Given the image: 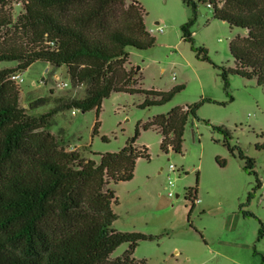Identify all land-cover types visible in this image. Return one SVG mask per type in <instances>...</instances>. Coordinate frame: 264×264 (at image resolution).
Segmentation results:
<instances>
[{
    "label": "trees",
    "instance_id": "1",
    "mask_svg": "<svg viewBox=\"0 0 264 264\" xmlns=\"http://www.w3.org/2000/svg\"><path fill=\"white\" fill-rule=\"evenodd\" d=\"M181 1L191 7L190 17L179 26L181 39L197 57L219 70L224 90L229 74L254 77L258 85L264 82V0H209L213 18L245 31L228 44L233 67L214 65L206 50L194 45L190 28L198 3L206 1ZM7 2L0 0V30L9 26L28 38L16 49L0 46V61H16L20 70L35 61L65 66L71 84L85 85V90L81 98L60 101L45 113L31 116L19 105V87L10 79L18 71L0 69V264H147L132 252L139 240L152 237L112 227L117 198L110 184L130 180L136 160L148 158L145 147L134 146L140 130H156L160 149L179 153L188 117L199 120L197 107L215 101L201 98L145 123L137 122L121 149L95 153L97 162L81 159L77 152L59 146L47 130L54 114L94 109L95 134L101 102L111 93H140L144 95L141 107L155 106L170 100L183 85L169 91L143 89L140 71L125 67L127 47L144 50L154 43L145 26V10L137 0H22L23 12L14 23L3 11ZM43 102L41 97L29 106L35 108ZM203 122L222 135L231 154L237 150L243 170L254 175L253 188L238 206L243 216H253L242 209L261 186L253 159L238 147H230V132L225 127ZM196 183L197 176L194 187L185 194L191 205L197 199ZM258 224L257 239L264 231L263 224ZM123 242L129 243L128 248L111 259V252Z\"/></svg>",
    "mask_w": 264,
    "mask_h": 264
},
{
    "label": "rangeland",
    "instance_id": "2",
    "mask_svg": "<svg viewBox=\"0 0 264 264\" xmlns=\"http://www.w3.org/2000/svg\"><path fill=\"white\" fill-rule=\"evenodd\" d=\"M137 1L145 10V26L154 43L144 50L127 47L129 62L125 67L140 71L143 89L183 88L161 105L143 107V94L111 93L101 102L95 134L94 109L58 112L47 130L66 151L97 162L99 156L95 153L121 149L137 122L145 123L175 106L190 105L201 98L215 101L197 107L199 120L188 117L179 153L162 151L156 130H140L134 146L145 147L148 158L136 160L130 180L110 184L117 198L113 205L117 217L112 227L152 237L139 240L132 252L133 257L147 264H264V231L257 239L258 221L264 228V82L258 85L254 77L229 74L224 90L219 70L197 57L190 44L181 39L179 26L190 17L191 7L181 0ZM3 11L14 23L23 12L22 0H8ZM158 27H162L161 32ZM190 31L194 45L203 47L214 65L233 67L228 44L236 35L244 36V30L213 18L211 9L199 2ZM27 38L9 26L0 30L3 47L16 49ZM16 65V61H0V69L20 73L22 80L15 81L19 105L28 115L38 116L60 101L84 95L85 85H72L65 66L35 61L20 70ZM41 97L45 102L30 108L29 103ZM204 120L225 127L230 132V147H238L253 159L261 186L242 208L253 216H243L238 206L253 188L254 175L243 170L237 150L231 154L222 135ZM196 176L198 202L191 205L185 194L194 187ZM128 246L127 242L121 243L110 258L121 256Z\"/></svg>",
    "mask_w": 264,
    "mask_h": 264
},
{
    "label": "built area",
    "instance_id": "3",
    "mask_svg": "<svg viewBox=\"0 0 264 264\" xmlns=\"http://www.w3.org/2000/svg\"><path fill=\"white\" fill-rule=\"evenodd\" d=\"M206 1V5L209 7L210 6V1L209 0H205ZM217 1V0H216ZM158 31H162V27H158L157 28ZM10 79L13 80L14 82H19L22 80L21 76H20V73L19 72H16V73H12L10 75ZM171 167V166H170ZM168 196H172V193L171 192H168ZM198 200L197 199H194V203L197 202Z\"/></svg>",
    "mask_w": 264,
    "mask_h": 264
},
{
    "label": "water",
    "instance_id": "4",
    "mask_svg": "<svg viewBox=\"0 0 264 264\" xmlns=\"http://www.w3.org/2000/svg\"><path fill=\"white\" fill-rule=\"evenodd\" d=\"M136 69H138V67H137ZM176 196H177V195H176Z\"/></svg>",
    "mask_w": 264,
    "mask_h": 264
},
{
    "label": "crops",
    "instance_id": "5",
    "mask_svg": "<svg viewBox=\"0 0 264 264\" xmlns=\"http://www.w3.org/2000/svg\"><path fill=\"white\" fill-rule=\"evenodd\" d=\"M245 32V31H244ZM198 202V201H197Z\"/></svg>",
    "mask_w": 264,
    "mask_h": 264
}]
</instances>
